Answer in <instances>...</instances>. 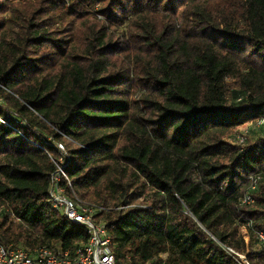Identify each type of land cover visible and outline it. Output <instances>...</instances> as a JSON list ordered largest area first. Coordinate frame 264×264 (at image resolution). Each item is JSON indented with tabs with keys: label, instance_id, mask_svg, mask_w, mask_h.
Wrapping results in <instances>:
<instances>
[{
	"label": "trees",
	"instance_id": "obj_1",
	"mask_svg": "<svg viewBox=\"0 0 264 264\" xmlns=\"http://www.w3.org/2000/svg\"><path fill=\"white\" fill-rule=\"evenodd\" d=\"M262 117L264 0H0V244L88 241L48 201L60 143L116 264H264V128L229 142Z\"/></svg>",
	"mask_w": 264,
	"mask_h": 264
},
{
	"label": "built area",
	"instance_id": "obj_2",
	"mask_svg": "<svg viewBox=\"0 0 264 264\" xmlns=\"http://www.w3.org/2000/svg\"><path fill=\"white\" fill-rule=\"evenodd\" d=\"M245 126L239 128L232 139H229L230 143L243 146L252 136V131L264 128V117ZM56 149L60 157L57 162L52 160L55 170L49 179L48 201L67 221L83 226L89 235L88 241L72 255L68 252H55L44 246L27 251L22 248H5L0 244V264H116L112 252L110 227L99 218L106 208L81 199L73 191L67 193L66 187L70 186V182L60 166L65 150L60 143L56 144ZM260 181L261 173L249 177V189L241 198V205H250L254 202L252 193ZM256 238L258 245L264 250V230L256 232ZM245 239L247 240L246 235ZM233 256L238 258L240 264L245 263L243 257Z\"/></svg>",
	"mask_w": 264,
	"mask_h": 264
},
{
	"label": "rangeland",
	"instance_id": "obj_3",
	"mask_svg": "<svg viewBox=\"0 0 264 264\" xmlns=\"http://www.w3.org/2000/svg\"><path fill=\"white\" fill-rule=\"evenodd\" d=\"M245 127L246 126H243V128H245ZM258 134H259L258 131H252V133H251L252 137L250 136V138L254 139L255 136H257ZM243 234L246 235L245 230H243ZM257 247H258V245L256 244L255 248H257ZM166 259H167V255H162L159 258V260H160L161 263L165 262Z\"/></svg>",
	"mask_w": 264,
	"mask_h": 264
}]
</instances>
